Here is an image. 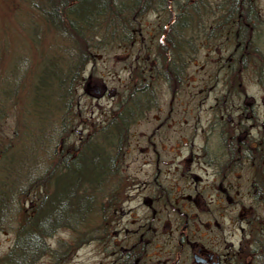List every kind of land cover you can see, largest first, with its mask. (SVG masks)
<instances>
[{"label": "trees", "instance_id": "16d2710c", "mask_svg": "<svg viewBox=\"0 0 264 264\" xmlns=\"http://www.w3.org/2000/svg\"><path fill=\"white\" fill-rule=\"evenodd\" d=\"M42 1L40 10L35 11L44 20V26L47 25L46 30L52 28L54 31L50 29L53 37L49 34L45 50L42 41L46 30L40 28L41 21L37 24L32 19L36 25L29 39L44 49L39 51L43 67L40 84L33 85V105L42 101L39 92L48 80H56V89L41 94L47 102L43 114L40 112L43 116H38L39 122L32 110L24 111L18 106L23 90L26 97V86L5 82L0 77V85H3L0 86V126L9 113L16 118L11 136L0 127V230L6 227L15 230L12 248L0 258V264H36L50 251L48 241L60 228L70 230L73 237L71 241H58V248L53 250V257L58 261L69 258L76 246L89 244L93 236L96 239L103 235L101 220L106 209L114 207L115 203L114 191L107 182L119 175L124 134L142 110L150 107V97H142L136 84L131 85L126 95L119 98L116 115L107 118L95 133L88 132L73 140V122L79 117L76 83L82 80L92 47L116 40L131 45L138 16L156 10L165 24L168 23L167 46L162 49L164 54L168 51L167 66L171 71L165 78L170 80L175 75L174 79L179 81L182 72L177 60L184 57L179 50L183 51V44L186 45L183 41L189 37L185 33L189 27L200 29L204 26L203 18L212 3L216 4V11L212 12L219 18L215 21L217 26H239L238 49L248 52L252 35L256 39L255 0H185L176 10L174 3L171 6L168 0H159V3L155 0ZM29 2L30 5L40 4L34 0ZM158 4L163 6L158 7ZM244 28L250 31L249 35L242 31ZM55 43L56 50L49 51ZM260 57L261 54L252 56L250 64L244 67L250 70L255 65L251 68H255L252 74L264 87V61ZM2 63L0 57L1 66ZM9 68L14 71L11 66ZM4 71L8 73L9 69L6 67ZM37 72L35 65L31 74ZM22 153L28 156L22 158ZM173 243L177 248L175 241ZM259 243L261 246L254 247L253 255L250 251L251 260L247 262L241 257L239 264H264V242Z\"/></svg>", "mask_w": 264, "mask_h": 264}, {"label": "rangeland", "instance_id": "374dc122", "mask_svg": "<svg viewBox=\"0 0 264 264\" xmlns=\"http://www.w3.org/2000/svg\"><path fill=\"white\" fill-rule=\"evenodd\" d=\"M34 1L40 4L30 5L29 0H0V57L3 62L2 66L0 65V77L5 82H18L22 86H26V97L23 90V97L19 99L18 106L24 111L32 110L34 118L39 122L38 116H43L44 105L47 102V98H43L41 94L55 90L56 80H48L45 86H41L39 95L42 101L38 105H33V85L41 82L43 63L39 57V51L48 48L49 34L52 36L54 29L46 30L47 25L44 26L42 23L44 20L40 19L35 11L40 10L39 6L44 4L43 1ZM184 1L174 0V10ZM253 2V11L258 16L256 21L254 20V23L257 22L255 25L256 39H253L252 35L248 52L245 51L242 54L241 48L238 49L239 54L230 58L236 42L239 40V26L218 25L220 28H216L218 26L215 21H218L219 18L212 12V10L216 11L214 3H212V8H208L206 11L208 13L203 18L205 22L202 28L196 29L195 26L188 28L185 35L189 37L183 41L186 43V45L183 44L185 56L180 67V71L184 73L181 78L183 85L169 84L164 79L170 70L167 66V53L164 54L162 49L167 46V37L164 35L167 26L165 19H162L161 21L164 23H161L160 33L157 34L159 20L156 10L138 16L133 26L134 35L131 45L125 41L116 40L113 43L92 47L93 55L86 63L84 79L76 83L78 88H76L75 99H77L79 117L73 122L71 136L73 140L84 137L88 132L98 131L105 124L108 112L118 103L123 91L132 85L135 77L139 78L136 81V87L150 90L158 103L156 106L145 108L144 112L129 124L122 140L121 177L126 180L125 184L128 188L133 179L138 181L153 176L155 160L159 157V166H164L160 171L162 183L182 197L181 194L185 193L183 189L186 187V192H188L189 188L181 175H178L179 170L174 168L175 164L180 161L177 154H187L188 147H184L182 143L185 140L190 141L194 135H198L195 139V145H198L201 141L200 135L204 131L216 130L210 127L213 118L210 106L215 98V92L219 93L222 89L219 86L227 82L228 87L232 85V88H237L242 93L246 91L249 95H254L257 98L261 96L262 89L255 80V75L252 74L255 72V68L251 70L256 66L250 67V70L244 67L250 64L251 57L256 54L258 56L261 54L260 58L264 61V0ZM32 19L37 24L41 21L40 28L43 31L46 30L42 41L44 49H41L38 42L29 39V34L36 25ZM236 31L238 35H234ZM242 31L249 35L250 31L248 32L246 28ZM56 48L57 44L55 43L49 48V51H55ZM253 63L255 62L253 61ZM35 65L38 72L36 75H32L31 69L33 70ZM10 66L14 71H10ZM6 67L9 69L8 73L4 71ZM102 86L101 93L98 89ZM106 90L107 92H105ZM174 93H177L175 97L172 96ZM237 115H234V121L237 120ZM259 117L261 121L263 116ZM242 120L245 119L242 118ZM0 127L3 132L11 136L16 127L15 116L9 113ZM156 128H159V134L150 136L152 130ZM210 134L212 138H215L213 134L216 132ZM148 138L152 139V145L148 142ZM27 156V153H22V158ZM170 161H174V165L168 168L167 165ZM187 164H190L188 160H183L179 169ZM192 164L195 166L197 163L193 162ZM198 169L197 172L202 177L198 188L204 193L211 192L212 190L207 189L211 182L208 175ZM130 191L132 197L124 203L126 212L122 215V222L127 228L139 224L141 216L146 214L145 209L139 207L133 190ZM177 198L176 196L175 199ZM122 200H126L124 193L121 195ZM210 200L207 199L198 204L200 208L198 215L190 223V233L192 232L190 239L197 242L199 246L203 245L213 251H218L220 231L214 223V218L222 224V230L229 233L232 230L231 223L228 221L231 214L226 211L223 217H220L218 213H216L218 214L216 217L210 215L205 210L215 204L214 200ZM185 203L186 201L183 199L176 200V205L182 206ZM245 204L247 207V203ZM117 220H119V214H117ZM177 220L179 217L172 213L158 215L157 220L154 219L158 235L153 239L152 244L146 247L143 257L152 255L153 258H150V261L159 260L158 262H160V260H166L175 255L173 241L176 240L177 231L175 230L177 228L174 227ZM101 222L103 223V219ZM207 222L214 224L209 226ZM12 228L6 227L0 230V258L12 248L15 240V230ZM112 228L114 226L110 229L107 228L108 233H111ZM170 234L174 240L169 239ZM235 236L236 238L233 240L237 242L241 235L237 232ZM72 237L70 230L60 228L48 241L50 251L40 257L36 264H111L108 263L111 259H107L106 249L101 245L102 240L85 245L80 244L76 246L69 258L64 261L55 260L53 250L58 248V241H67ZM117 238L120 239L121 235H118Z\"/></svg>", "mask_w": 264, "mask_h": 264}, {"label": "flooded vegetation", "instance_id": "af4514ba", "mask_svg": "<svg viewBox=\"0 0 264 264\" xmlns=\"http://www.w3.org/2000/svg\"><path fill=\"white\" fill-rule=\"evenodd\" d=\"M155 1L159 3V0ZM168 1L173 6L174 1ZM162 6L158 4V7ZM157 17L158 23H164L161 21L162 16ZM160 28L158 24L159 33ZM234 35H238L237 31ZM238 45L239 43L236 42L230 58L239 54ZM179 53L185 56L183 51L179 50ZM91 55H93V49L89 51V56ZM182 59L177 60L178 67L182 66ZM183 74L182 71L181 75ZM174 77L175 75L170 80L164 79L169 84L183 85L181 80L176 81ZM219 87L222 89L219 93L215 92V98L210 106L213 115L210 127L216 130L204 131L200 135L201 141L198 145H195L198 135H194L190 141L185 140L182 143L184 147H188L187 154H177L180 161L175 164L174 168L179 170L178 175H181L189 188L188 192H186V187L183 189L185 193L181 194L182 197L162 183L160 171L164 166H159V157L155 160L153 176L138 181L133 179L128 188H126V180L121 177L120 161L118 162L119 175L107 182L109 188L114 191L112 192L114 207L105 211L102 237L95 239L93 236L90 242L102 240L101 245L106 249L107 259H111L108 263L128 264L127 262L130 261L129 264H160L159 260L150 261V258H153L152 255L143 257V253L146 247L152 244L153 239L157 238L158 229L154 224V219L157 220V216L162 214L172 213L179 217L174 227L177 228L175 230L177 231L176 240L171 234L169 235V239L174 240L177 245L175 255L163 261L162 264H239L241 257L249 262L251 260L250 251L253 255L254 247L257 244L260 247L259 242H264V87L259 85L262 89L259 98L249 95L246 91L242 93L241 90L232 88V85L228 87L227 82ZM102 89L103 86L98 91L102 93ZM139 90H141L139 93L142 97H150L148 101L150 107L157 105L158 102L150 90L144 87ZM176 95L177 93H174L172 96ZM117 109L118 103L108 112V118L116 115ZM235 114H238L236 121H234ZM261 115L263 119L260 121L259 116ZM242 118L245 120L243 121ZM211 132H216L213 134L215 138L211 137ZM157 134H159V128L152 130L150 136ZM147 140L152 145V139ZM185 159L190 164L179 169V165H182ZM193 162L197 164L194 166ZM171 165H174V161H170L167 167L171 168ZM197 168L208 175L211 182L207 189L212 190L211 192L204 193L198 188L202 177L198 174ZM130 190H133L139 207L144 208L146 214L141 216L139 224L127 228L122 222V215L126 212L124 203L132 197ZM122 193L126 200L121 201ZM176 196L177 199H175ZM181 199L186 203L182 206L176 205V200ZM207 199L215 201L212 207L205 209L210 215L216 217L219 214L223 217L226 211L231 214L228 221L231 223L232 230L229 233L222 230V224L214 218V223L220 231L218 251H213L203 245V247L199 246L197 242L190 239L191 220L198 215L200 209L198 204ZM117 214H119V220H117ZM214 223L207 222L209 226ZM113 226L111 233H108V229ZM237 232L241 236L236 242L233 238H236ZM118 235H121L120 239L117 238Z\"/></svg>", "mask_w": 264, "mask_h": 264}]
</instances>
